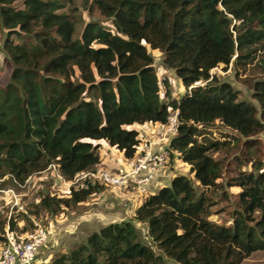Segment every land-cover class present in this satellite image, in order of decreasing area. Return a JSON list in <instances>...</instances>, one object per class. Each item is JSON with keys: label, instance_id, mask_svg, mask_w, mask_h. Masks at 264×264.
<instances>
[{"label": "trees", "instance_id": "1", "mask_svg": "<svg viewBox=\"0 0 264 264\" xmlns=\"http://www.w3.org/2000/svg\"><path fill=\"white\" fill-rule=\"evenodd\" d=\"M17 1L0 0V30H7L2 49L12 65L0 88V177L24 183L55 162L72 180L102 163L93 143L99 140L133 159L141 144L134 125H166L174 112L178 132L170 147L190 165V175L179 173L148 195L133 219L102 226L39 264H240L264 251L261 161L247 157L252 170L227 181L241 189L231 223L210 220L225 166L212 152L264 131V0H91L116 33L98 21L79 33L75 0H22L21 7ZM148 47L160 50L163 65L190 88L182 98L162 100ZM230 63L261 74L252 84L259 109L211 74ZM163 82L169 95L171 83ZM215 121L239 138L200 141L202 128ZM101 188L71 187L68 198L48 194L38 208L55 214ZM135 221L147 225L159 251L140 239Z\"/></svg>", "mask_w": 264, "mask_h": 264}, {"label": "rangeland", "instance_id": "2", "mask_svg": "<svg viewBox=\"0 0 264 264\" xmlns=\"http://www.w3.org/2000/svg\"><path fill=\"white\" fill-rule=\"evenodd\" d=\"M90 3L91 0L88 3H85L83 0H75L77 12L81 17V20L79 21L78 25V32H81L82 28L87 22L98 21L104 27L116 33V29L112 20L103 17L97 9H92L90 7ZM16 4L18 7H21L22 0H18ZM6 32L7 30L5 29L0 30V88H5L9 83L12 69V65L9 59L7 58L2 49L6 37ZM148 50L154 56V65L161 82L160 96L162 100L169 101V99L171 98H182L183 94L186 93L187 90H189L190 88L187 89L181 83L182 81L180 80V78L177 77L174 70L169 69L163 65L164 56L160 50L151 49L150 47H148ZM211 74L217 76V78L221 82L230 83L232 87L238 92L237 94L239 100L251 102L259 109V104L253 96L254 89L252 87V84L255 79L261 76V74L252 65H249L244 70L237 69L232 63H230L228 66L221 64L213 68L211 70ZM164 78H167L171 83L169 95L167 87L164 85L163 82ZM203 84H205V82L198 81L195 83V85ZM202 132L203 133L198 137L200 141H203L208 136L213 139L222 140H234L235 137L239 138L240 136L238 132L223 125L220 121H215L213 125L209 127H203ZM250 140L255 141V144L254 147H251L249 150V142L247 141ZM101 142L104 141H93L94 144H99L98 152L101 154V156H106V153L110 151L105 152L107 147H104ZM249 151L252 154L249 155L247 153ZM212 154L215 158L222 159L225 163V166L222 176L218 179V182L223 185L219 187L213 194L216 202L212 207L213 213L210 216V220L214 221L219 225H227L230 224L232 221L231 213L235 209V207H237L238 194L241 191L240 187L238 186L227 185V181L231 177L235 176L238 170H242L245 172H249L252 170V162L246 161L247 157L261 161L264 167V131L250 137L249 139L240 136L239 142H235L230 147H227V149L215 153L212 152ZM177 158L179 160H177ZM102 166L111 171H117L116 168H110L106 164H103ZM189 169L190 166H187L185 162L182 161V159L176 156V152L173 151L170 158V162L168 164V168L166 171L163 172H168L166 175L168 178H170L175 177L177 174H179V172L190 175ZM262 170H264V168ZM30 176H32V178L28 182H26ZM30 176L25 180L24 183L16 181L9 174L0 177V250L5 241V228L8 225L11 227L10 224L12 220H14L16 223L14 229L17 231L20 229L18 222L23 220L25 221V223H23L25 229L29 230L28 232L33 231L35 225L32 221V218H34L36 220L43 221L44 225L48 228L50 232L52 228L54 229V226L50 225L51 219H53V221L57 220V218H59L61 214H66L69 220H73L76 216H80L81 214H87L92 211H107L110 212V215L112 216L120 215V217L124 216L125 220L133 219V217L129 218V213H126L125 215L121 213H124V210H127V208L121 202L118 203L116 196L114 197V195H112L114 194L112 192L118 190L114 187H106L109 188L112 192H109L108 195L104 194L102 197L94 201L92 200L93 196H90L87 200H85L86 202L88 200L90 201V203L87 204L83 203L84 201H82L80 203L71 204L69 206L62 205L61 208L58 209L55 214H49L45 210L40 211V209L38 208V204L45 195L49 194L51 196L55 195L57 197L64 198H68L70 196H68L67 192L64 191V187H61V181L57 178L54 179L55 177H52L49 171L43 172V174H32ZM191 176L193 177V174H191ZM150 185L148 188V194L142 195L143 197L141 198L145 199L148 195L151 194ZM104 189L105 188H101L100 191H104ZM152 189L156 190V188ZM100 191H98L97 193H99ZM117 193H115V195ZM18 200L20 204L25 207L26 213L22 211L18 212V207L14 206L15 202ZM107 200L109 206L106 204ZM122 206H124L126 209ZM128 209H131V207H129ZM98 221L99 219L96 216H93L92 219H88V221L85 220L81 225H79L74 232L65 233V236H62L59 239L57 243L58 247L56 246V250L60 252L67 251L71 247H74L83 242L90 233L94 231H99L102 226H100L101 224ZM105 222L107 223V221ZM135 225L139 231L140 239L147 245L151 246L155 251H159L157 246L152 242L150 236L148 235L147 225L138 221H135ZM1 227H3V229H1ZM60 252L56 251L54 256L58 255ZM39 263H37L36 261V264ZM240 264H264V251L260 250L252 253L250 256L245 258Z\"/></svg>", "mask_w": 264, "mask_h": 264}, {"label": "built area", "instance_id": "3", "mask_svg": "<svg viewBox=\"0 0 264 264\" xmlns=\"http://www.w3.org/2000/svg\"><path fill=\"white\" fill-rule=\"evenodd\" d=\"M178 113L169 116L168 124L159 125L158 130L167 137L168 144L155 149L151 142L143 147L139 146L132 163L126 168L111 171L99 164L95 167L80 171L72 180H66L58 169L57 163L52 162L43 172H48L61 181L62 186L67 188L85 189L91 185H101L117 189H133L141 195L148 194L150 183L155 177L166 170L170 162L173 150L170 141L178 132ZM30 176L26 182H28ZM14 206L18 212L26 213L25 207L19 200ZM34 229L30 232H19L12 229L8 224L5 228V241L0 250V264H36L37 253L46 242L49 235L48 228L43 221L32 218Z\"/></svg>", "mask_w": 264, "mask_h": 264}, {"label": "crops", "instance_id": "4", "mask_svg": "<svg viewBox=\"0 0 264 264\" xmlns=\"http://www.w3.org/2000/svg\"><path fill=\"white\" fill-rule=\"evenodd\" d=\"M134 127L136 129H138L140 132V139H141L140 146L141 147L146 145L147 142H151L155 149H159L162 146H165L168 144L167 142H165L167 137L162 133V130H158V128H157V127H159V124H150V123H145V124H140V125L136 124V125H134ZM101 141H104L101 143L103 144L104 147H107L105 152L110 151V152L106 153V156L105 155L102 156V163L101 164H106L110 168H116L117 170H120V169H123V167H127L132 163V159H127L121 151H119L115 147L109 145V143L106 142L105 140H101ZM176 156L179 157L177 153H176ZM177 160H179V159L177 158ZM185 164L187 166H190L187 163H185ZM167 168H166V170H167ZM167 173L168 172H163V173L157 175L155 177V179L151 182V185H150V189H151L150 193L151 194L153 192H155V193L158 192L160 188H162L163 186H167L171 183V181L174 177L168 178L166 175ZM179 173H181V172H179ZM40 174H43V173H40ZM61 187L62 188L64 187V191H66L68 196H69L68 188L66 186H61ZM104 188H105L104 191H100L99 193L95 192L91 195V196H93L92 197L93 201L102 197L104 194L108 195L109 192H112L109 188H106V187H104ZM152 188H154V189L156 188V190H153ZM64 191H62V192H64ZM112 193H114V194H112V195H114V197L116 196L118 203L121 202L123 205L126 206L127 210H124V213L123 212H121V213L124 215L126 213H129V218L130 217L132 218L135 216L137 208L144 201V199L141 198L143 196L140 195L139 193H137L133 189H129V190L118 189L117 191H114ZM115 193H117V194L115 195ZM83 203L87 204V203H90V201L89 200L87 202L84 201ZM106 204L109 206L108 200L106 201ZM121 205H120V207H121ZM122 207L125 208L124 206H122ZM129 207H131V209H128ZM110 214L111 213L107 212V211H103V212L92 211V212H89L87 214H81L80 216H76L73 220H69V218L66 214H63V215L61 214L60 217L57 218V220L53 221V219H51L50 225L54 226V229L52 228L50 230L49 235H48V239L39 249V251L37 253V263L49 262L54 257V254L56 251L60 252V251L56 250V246L58 247L57 243H58L59 239L62 236H65V233H67V232H69V233L74 232L79 225H81L85 220L88 221V219H92L93 216H96L99 219L98 222L101 224L100 226L106 225L107 223H111V222L113 223V222H120V221L125 220L124 216H122V217H120V215L119 216H112ZM105 221H107V223ZM18 223H19V228H20L19 229L20 231L18 230L19 232H28L29 231V230L25 229V227H24V224H23V223H25L24 220L19 221Z\"/></svg>", "mask_w": 264, "mask_h": 264}, {"label": "water", "instance_id": "5", "mask_svg": "<svg viewBox=\"0 0 264 264\" xmlns=\"http://www.w3.org/2000/svg\"><path fill=\"white\" fill-rule=\"evenodd\" d=\"M215 0H212V2H214Z\"/></svg>", "mask_w": 264, "mask_h": 264}]
</instances>
